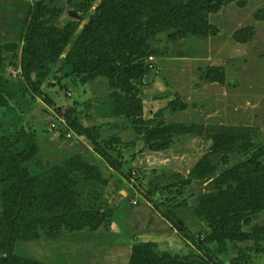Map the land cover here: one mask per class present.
Returning a JSON list of instances; mask_svg holds the SVG:
<instances>
[{
  "label": "rangeland",
  "instance_id": "obj_1",
  "mask_svg": "<svg viewBox=\"0 0 264 264\" xmlns=\"http://www.w3.org/2000/svg\"><path fill=\"white\" fill-rule=\"evenodd\" d=\"M102 1L81 11L76 4L86 0H0V90L11 102L0 106V264H11L1 234L23 189L13 154L24 151L27 135L36 150L23 167L39 182L35 200L57 196L62 206L51 209L53 224L35 226L34 238L15 241L13 252L26 264H264V208L238 215L242 231L250 234L246 240L230 238L224 224L231 213H205L220 203L221 190L241 186L244 175L238 171L246 174L243 164L264 146V0H232L216 12L204 10L217 35L177 40L169 38L180 26L175 12L214 0L154 6L152 0H117L125 13H109L112 26L87 36L85 25ZM152 20L176 28L151 40L160 55L144 59L138 88L141 116L149 123L139 134L127 117L131 95L113 88L106 76L89 78L100 56L84 46L95 37L103 45L129 47L132 35L143 34ZM32 24L40 50L32 78L39 92L22 71ZM246 27L253 35L237 40L236 31ZM212 65L225 68L224 83L201 78ZM176 98L177 110L166 109ZM158 134L164 141L172 137L167 149L147 147L145 137ZM103 152L121 162L120 168ZM203 159L214 171L196 179L191 171ZM259 160L264 164V154ZM165 212L175 214L206 250ZM87 213H99L105 222L97 230L63 223ZM148 242L154 245H143Z\"/></svg>",
  "mask_w": 264,
  "mask_h": 264
},
{
  "label": "trees",
  "instance_id": "obj_2",
  "mask_svg": "<svg viewBox=\"0 0 264 264\" xmlns=\"http://www.w3.org/2000/svg\"><path fill=\"white\" fill-rule=\"evenodd\" d=\"M95 0H86L76 4L81 11H88L91 7V2ZM167 0H152L151 5H158L166 2ZM232 0H214L209 1L207 6L198 1L195 4H190L188 7H183L175 12V22L178 23L179 29L169 34L172 40L186 38L189 34L210 37L218 33V27L208 21V17L204 14V10L208 13L220 10L225 4ZM99 13L94 14L90 21L85 25L83 30L84 34L93 35L98 28H104L107 24L112 26L113 20L109 13L119 15L125 13V6L117 0H103L98 6ZM176 28L175 23L164 22L160 20H152L147 22L144 26V33L140 34L135 32L132 35V43L129 47L121 44L116 45H103L95 37L89 38L85 41V51L89 54L99 55L94 66V72L89 75V78L106 76L110 79V84L113 88H121L131 95V104L128 109L127 117L131 119L135 130L142 134L148 129V121L142 118L141 112L143 109L142 100L139 97L138 84H142L145 78L146 68L144 59L148 56H159V52L151 44L159 33L166 29ZM43 29V28H41ZM139 33V34H138ZM242 35L246 41L253 35V28L246 27L236 31L235 38L239 40ZM35 28L33 24L30 26L25 37V44L22 47V71L26 81L33 86L34 91L39 92V88L32 78V73L40 68L38 58L40 50L36 43ZM7 48L16 47V44H7ZM201 78L210 82L224 83L225 81V68L223 66H209L206 70L202 71ZM179 98L168 102L166 109L170 111L177 110ZM11 105L6 94L0 90V106ZM184 107V104L182 105ZM164 109L158 110L157 115H162ZM159 129L158 127L151 128L152 131ZM79 131V130H78ZM149 133V132H148ZM161 135L156 137H145L146 145L149 149L162 151L167 149L172 143V137L168 136L166 141L160 139ZM26 148L21 153L13 154V162L16 168V174L23 183V189L19 198L14 205L13 212L2 228V243L6 250V259L11 264H26V260L19 259L13 252L16 240H30L34 238V227L47 228L53 224L54 219L51 209L59 208L62 206L59 198L46 199L41 203L35 200V194L39 182L37 178L30 176L23 167V164L32 158L36 144L33 139L26 136ZM105 159L115 168H120L121 162H116L112 157L106 153H102ZM264 154V146L260 147L259 153L251 158L247 163L243 164L245 173H240L242 184L238 188H230L221 190L218 197V202L211 210H205L206 214L211 216L214 210L219 209L224 214L231 213L232 217L228 220L224 227L230 232L232 240H246L250 234L242 231V223L238 215L242 210H261L264 208V187L260 188V183L264 180V164L260 162L259 155ZM207 161L203 159L196 165L191 175L196 179L204 178L208 173L213 172V168L207 169ZM257 176L258 178H255ZM259 179V180H256ZM3 183L5 179H1ZM253 183H256V190ZM263 192V193H262ZM233 212V213H232ZM164 216L180 231H183L186 238L190 240L198 249L205 251V245L196 237L172 212H165ZM104 218L101 214L87 213L85 217L76 220L68 219L63 223L71 229H81L89 227L91 230H97L103 223ZM144 246L150 247L154 245L152 242L144 243ZM139 247V246H137Z\"/></svg>",
  "mask_w": 264,
  "mask_h": 264
}]
</instances>
